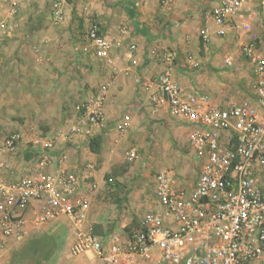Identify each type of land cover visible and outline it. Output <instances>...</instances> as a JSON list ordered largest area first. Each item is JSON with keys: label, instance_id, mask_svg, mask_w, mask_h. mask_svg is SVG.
Returning <instances> with one entry per match:
<instances>
[{"label": "built area", "instance_id": "2783aa9c", "mask_svg": "<svg viewBox=\"0 0 264 264\" xmlns=\"http://www.w3.org/2000/svg\"><path fill=\"white\" fill-rule=\"evenodd\" d=\"M62 1L52 0L56 22L62 19ZM249 1L207 0L205 23L198 35L203 44L235 37L251 69V99L230 100L221 106L203 92L187 90L172 77L175 61L168 53L161 56L164 68L147 83L152 86L151 111H162L191 128L188 147L200 162L192 187L178 186L174 171L161 168L153 175L152 207L125 235L102 236L95 231L88 220L89 194L97 188L92 180L95 165L65 167L67 154L57 144L59 138L69 143L89 141L95 129L105 134L127 129L128 112L111 125L104 119L102 107L111 74L79 105L67 129L55 135H33L25 142L30 168L17 178L0 179L1 234L21 238L27 211L36 203L35 224L65 217L74 230L71 253H91L104 264H253L264 260V193L257 170L264 166V0H257L256 7ZM257 20L260 30L254 31ZM126 32V27L119 29V35ZM86 39L96 58L111 62L112 43L97 27L88 28ZM223 63L230 66L231 56L225 54ZM22 140L19 131L7 134L0 141V155L15 153ZM137 156L135 148L125 153L129 161Z\"/></svg>", "mask_w": 264, "mask_h": 264}, {"label": "crops", "instance_id": "0c3cea01", "mask_svg": "<svg viewBox=\"0 0 264 264\" xmlns=\"http://www.w3.org/2000/svg\"><path fill=\"white\" fill-rule=\"evenodd\" d=\"M170 1L175 5L182 0H165L162 2V9H168ZM160 2L161 0H63L60 9L62 19L56 22L52 17V0H0V109L3 111L25 108L39 112L66 107L71 98L67 79L70 75L73 78L78 71L74 67L75 61L77 62L76 45L72 43L73 40L67 31L72 8L82 19L90 21L91 26L97 27L112 43L110 63L99 61L93 55L99 62L97 71L105 77L104 81L113 75L102 112L106 122L111 125L119 119L120 112L125 110L124 113L128 112L131 117L129 126L123 133L112 131L105 134L102 130L95 129L93 137L98 138L96 150L91 148L88 140L69 143L59 138L57 144V148L65 150L67 154L65 167L78 168L86 162L95 165L92 180L97 183V188L89 194L90 223L100 222L98 208L105 206V202L99 205L97 193H102L100 188L105 187V183L109 187L104 178L108 170L105 160L110 157L107 152L109 147L134 141L139 147H144L145 143L143 144L140 135L142 132L139 129L145 125L147 118H154V123L161 127L162 131L166 126V135L169 133L175 137L182 127L191 129L162 111L154 113L150 109L149 93L152 86L147 83L155 80L164 68V63L161 55L156 58L151 54L148 46L151 42L149 31L157 30L159 37L160 30H165V26L175 20L168 21L171 11L163 12L159 8ZM195 2L196 0H188L182 7L176 4L180 8L178 13L182 14L179 19H184L171 26L174 42L170 45L175 44L182 52L178 62L172 66V77L187 90L193 88L197 92H203L209 95L212 101L224 106L234 99L223 95L226 89L219 84L220 77L216 74L219 72L214 71L224 64L216 55L220 45L218 40L210 44L200 41L198 33L205 23L206 13L197 9ZM12 7H15L14 12H11ZM131 9L134 12L132 17L128 12ZM121 27H126L125 35H119ZM117 41H120L119 45L116 44ZM88 45L90 46L89 43ZM90 48L93 54L92 47ZM66 51L69 52L65 55ZM187 51L189 53L185 56ZM190 59L198 65L192 67ZM224 66L227 67L225 64ZM74 96V102L69 103L71 107L77 100H82V103L90 97L85 95L83 99H79V93ZM11 103L21 105L12 106ZM81 103L75 104L79 108ZM71 110L74 113L79 112L76 108ZM20 133L23 140L16 152L0 155V161H5L4 165L0 166V179L17 178L30 168V153L25 148V142L33 134L26 137L24 133ZM2 139L3 136L0 135V141ZM157 151L162 152L161 149ZM257 170L258 175L264 179V167ZM194 182L187 187H192ZM262 190L264 193V187ZM137 199L134 194H127L129 206L135 205ZM35 204L27 211L21 238L5 237L0 232V264H104L91 253H71L74 230L68 221L65 229L60 226L62 219L59 218L63 216L43 224H35L34 210H38ZM135 224L128 213L120 220L115 233L125 235ZM106 233L113 232L104 230L103 234H98L105 236ZM253 264H264V260H256Z\"/></svg>", "mask_w": 264, "mask_h": 264}, {"label": "rangeland", "instance_id": "374dc122", "mask_svg": "<svg viewBox=\"0 0 264 264\" xmlns=\"http://www.w3.org/2000/svg\"><path fill=\"white\" fill-rule=\"evenodd\" d=\"M71 1V0H69ZM171 2V1H170ZM188 0H182L177 2L180 7L187 4ZM253 7L257 0H250ZM176 3V4H177ZM172 4V5H171ZM175 4V5H176ZM194 4V2L192 3ZM197 9H201L202 13H206L208 3L206 0H196ZM174 3H169L168 9H162V2L159 3V8L164 11H171L168 21L175 19L174 22H169L165 26V30H160L161 36L157 37V30L149 31V38L151 40L148 44L151 54L154 57L162 56L168 53L174 57L175 63L178 62L181 50L171 43L174 42V36L171 32V26L181 22L184 18L179 19L182 14L178 13L180 8L175 6ZM171 6V7H170ZM204 6V7H203ZM203 7V9H202ZM81 9V7H80ZM176 10V11H175ZM69 27L68 33L72 43L76 45V59L74 67L78 70L74 77L70 75L67 79L69 87V96L71 97L66 104V107L60 110L48 109L41 111H32L31 109H14L3 111L0 109V135L6 136L10 132L20 131L29 137L31 134H49L55 135L67 127L70 122L75 121L78 112L71 110L72 108L79 109L75 103L82 100H77L74 106L71 107L73 99L75 100L77 93L81 96L79 99H83L85 95H92L95 93L99 85L104 82L105 77L101 75L98 67V61L91 52V48L88 45L86 33L91 26L90 21L82 19L76 13L74 8L71 9L69 14ZM185 16V15H184ZM172 17V18H171ZM254 23L253 30L259 31V23ZM156 33V34H154ZM157 39H160L159 41ZM187 41V39H185ZM220 49L217 50L216 55L219 59L223 60V56L226 54L232 58V64L225 67L216 68L214 71L220 77L218 79L219 84L223 85L226 90L223 95H227L228 98H233L235 101L243 99H251L253 97V77L251 75V69L241 53L240 46L236 43L235 37H228L218 39ZM166 43L167 45H164ZM69 52V51H68ZM65 52V55L68 53ZM188 51L185 52V56L188 55ZM68 56V55H67ZM100 61V60H99ZM223 62V61H222ZM201 66V64L199 63ZM203 65V64H202ZM212 69L211 67H209ZM99 73V74H98ZM74 102V101H73ZM12 106H19L21 104L11 103ZM125 110L121 111L119 115H122ZM145 125L139 129L142 133V140L145 146L139 147L137 142L123 143L119 146L109 147L107 149L110 157L106 159V165L108 166L107 172V184L105 187L100 188L102 193H97L98 203L105 202V206L98 208L99 221L94 222L95 231L103 234V231L117 232L119 223L122 218L130 213L132 221L137 223L142 214L150 209L152 203V190H153V175L161 168H170L174 171V179L176 184L181 186H189L193 183L200 170V162L195 160L188 147V135L190 130L182 127L181 132L174 136L171 134H165L164 126L163 131L161 127L155 124L154 118H147ZM157 139V141H156ZM138 141V140H137ZM165 141V143H163ZM131 148H136L138 157L132 161L125 159V153ZM161 149V151H157ZM264 167V166H260ZM259 168V167H258ZM261 173V172H259ZM261 175V174H260ZM260 185L264 187V179L260 177ZM134 194L136 198V204L129 206L127 202V194ZM62 228H66L67 220L65 217H60ZM101 219V220H100ZM127 225V224H126ZM125 225V226H126ZM127 227V226H126ZM124 228V227H123ZM109 234V233H106Z\"/></svg>", "mask_w": 264, "mask_h": 264}, {"label": "trees", "instance_id": "16d2710c", "mask_svg": "<svg viewBox=\"0 0 264 264\" xmlns=\"http://www.w3.org/2000/svg\"><path fill=\"white\" fill-rule=\"evenodd\" d=\"M128 12H129V15L132 17L133 16V14H134V12L132 11V9L131 10H128ZM140 29V28H139ZM89 144H90V146H91V148L92 149H95L96 150V148H98L97 146H98V138H91L90 140H89ZM105 177V180H106V182L108 181L107 180V178L109 177L108 176V174H105L104 175Z\"/></svg>", "mask_w": 264, "mask_h": 264}]
</instances>
